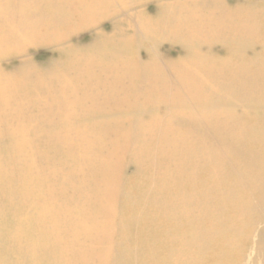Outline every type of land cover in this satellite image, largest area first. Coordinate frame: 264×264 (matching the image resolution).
<instances>
[{
  "label": "bare ground",
  "instance_id": "1",
  "mask_svg": "<svg viewBox=\"0 0 264 264\" xmlns=\"http://www.w3.org/2000/svg\"><path fill=\"white\" fill-rule=\"evenodd\" d=\"M0 264H264V0H0Z\"/></svg>",
  "mask_w": 264,
  "mask_h": 264
}]
</instances>
